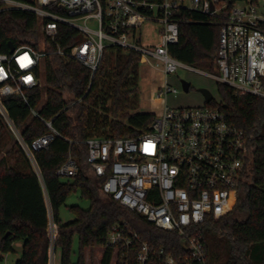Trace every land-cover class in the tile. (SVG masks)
<instances>
[{
	"label": "built area",
	"instance_id": "1",
	"mask_svg": "<svg viewBox=\"0 0 264 264\" xmlns=\"http://www.w3.org/2000/svg\"><path fill=\"white\" fill-rule=\"evenodd\" d=\"M0 11L22 10L37 16L44 38L57 46L56 54L76 61L91 71L93 80L105 48L113 45L134 51L167 77L185 68L195 69L173 58L169 47L179 43L177 15L182 10L209 17L219 27L215 77L240 97L264 99V0H0ZM96 20L98 28L88 25ZM161 25V42L143 47L137 31L147 22ZM66 25L83 36L70 50L56 42L58 26ZM136 31V32H135ZM44 43V42H43ZM52 54L20 46L0 53V116L37 175L49 208L51 248L49 264H56L57 226L50 199L34 152L47 149L61 133L45 121L47 133L27 143L3 103L17 94L28 104L27 93L42 85L39 72ZM9 89V92H3ZM177 93L167 81L157 93L162 99ZM171 108L165 105L147 131L134 138H90L85 141L88 165L102 191L130 211L136 212L162 231L181 239L183 254L177 258L164 248L156 249L134 232L129 224H118L107 236L114 250L111 264H208L204 227L220 222L232 211L238 198L249 158V138L215 107ZM38 117L36 111L32 112ZM79 172L78 160L69 153L56 175L68 179Z\"/></svg>",
	"mask_w": 264,
	"mask_h": 264
},
{
	"label": "trees",
	"instance_id": "2",
	"mask_svg": "<svg viewBox=\"0 0 264 264\" xmlns=\"http://www.w3.org/2000/svg\"><path fill=\"white\" fill-rule=\"evenodd\" d=\"M177 17L181 20L179 43L169 47L170 55L195 69L216 71L219 27L197 12L182 10ZM82 40L79 31L58 26L56 42L63 50H70ZM10 43L15 48L32 46L37 50L44 45L52 51L39 72L45 85L27 93L28 104L17 94L5 96L3 103L27 143L47 133L45 121H52L62 135L49 148L34 152L57 226L55 250L60 251V264H86L87 252L93 256L97 249L103 250L99 264H111L114 250L107 247L106 239L122 222L152 247L164 248L179 258L184 252L181 239L157 229L138 213L105 195L103 180L97 179L88 165L85 141L95 137H137L149 129L156 117L136 112L133 103L143 63L141 55L110 45L91 80L88 68L55 53L57 46L44 38L37 16L22 10L0 11V53H9ZM218 91L221 102L213 100L208 106L219 108L230 123L245 132L249 138V158L235 209L222 221H209L204 227L208 264H264V99L240 97L220 83ZM33 111L39 116H34ZM69 153L78 160L79 172L63 181L56 172ZM77 192L90 200V208L71 206L75 220L63 223L60 209ZM48 228L49 208L44 189L0 116V261L4 255L15 253L14 245L20 242L22 253L15 264H49ZM75 236L79 239V256L73 263Z\"/></svg>",
	"mask_w": 264,
	"mask_h": 264
},
{
	"label": "rangeland",
	"instance_id": "3",
	"mask_svg": "<svg viewBox=\"0 0 264 264\" xmlns=\"http://www.w3.org/2000/svg\"><path fill=\"white\" fill-rule=\"evenodd\" d=\"M88 25L93 30L98 28L96 20H91ZM161 25L157 22L149 21L145 23L138 31V37L141 38V44L143 47L151 48L158 45L161 42L160 37ZM208 75L200 74L194 71L187 70L185 68H179L176 73L170 74L167 79L161 73V71L152 66L148 62L143 60L139 67L138 72V92L136 98L133 100L135 111L139 113H150L160 116L162 114L165 105L171 108H198L205 105V97L200 91L202 89L210 91L214 97V101L219 103L222 98L218 91V81L215 77L219 76V70L213 73L206 72ZM42 86L45 85L44 77L41 78ZM167 81L168 85L177 90V93H171L167 97L162 99L158 98L159 89L164 86ZM182 81H186L190 84V91L185 92L182 87ZM63 181L66 179H62ZM240 193V190H239ZM238 198L234 204L233 210L239 201ZM91 202L89 199L82 198L80 193H73L69 196L67 203L60 209V217L63 223H68L75 220L74 214L70 211L71 206H79L84 210L90 208ZM241 215L243 213L240 211ZM245 217V215H243ZM18 243L14 245L15 253L7 254L3 256L0 264H15L18 259ZM103 255L102 249H97L93 256L87 252L86 264H99ZM56 264H60V251L56 253ZM79 256V239L75 236L73 241V251L71 255V261L76 263Z\"/></svg>",
	"mask_w": 264,
	"mask_h": 264
},
{
	"label": "water",
	"instance_id": "4",
	"mask_svg": "<svg viewBox=\"0 0 264 264\" xmlns=\"http://www.w3.org/2000/svg\"><path fill=\"white\" fill-rule=\"evenodd\" d=\"M15 50V46H14V44L13 43H10L9 44V52H13ZM182 87H183V89H184V91L185 92H189L190 91V84L188 83V82H186V81H182ZM202 93H203V95H204V97H205V103L206 104H210L213 100H214V97H213V95L210 93V91H208V90H205V89H202V90H200Z\"/></svg>",
	"mask_w": 264,
	"mask_h": 264
},
{
	"label": "crops",
	"instance_id": "5",
	"mask_svg": "<svg viewBox=\"0 0 264 264\" xmlns=\"http://www.w3.org/2000/svg\"><path fill=\"white\" fill-rule=\"evenodd\" d=\"M18 246H19V247H18V252H19V253H18V255H19V256H18V259H19V257L21 256V253H22V243H18Z\"/></svg>",
	"mask_w": 264,
	"mask_h": 264
}]
</instances>
